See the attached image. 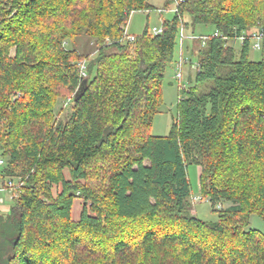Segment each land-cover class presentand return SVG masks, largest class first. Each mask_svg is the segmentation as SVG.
I'll return each instance as SVG.
<instances>
[{"label": "trees", "instance_id": "16d2710c", "mask_svg": "<svg viewBox=\"0 0 264 264\" xmlns=\"http://www.w3.org/2000/svg\"><path fill=\"white\" fill-rule=\"evenodd\" d=\"M176 2L161 34L131 42V15L156 10L147 0H0V156L21 184L0 215V264H264L250 228L264 221V59L235 42L264 33V0L164 10ZM197 27L221 36L194 41L195 76L169 135L154 136L180 30ZM190 166L217 221L190 213Z\"/></svg>", "mask_w": 264, "mask_h": 264}, {"label": "rangeland", "instance_id": "374dc122", "mask_svg": "<svg viewBox=\"0 0 264 264\" xmlns=\"http://www.w3.org/2000/svg\"><path fill=\"white\" fill-rule=\"evenodd\" d=\"M156 10L152 11L151 13L145 12V11H139L135 12L131 15V18L129 20L128 26H127V33L131 36L133 35H140L144 32L146 27H148L149 31L152 33L153 30L160 29L163 26V22L165 20L171 19L174 16V12L170 11L167 13H162L161 15L157 12L158 10H164V4L168 0H147ZM175 8L174 5L169 6V9ZM188 21H190V18H186ZM256 29H252L250 31H253ZM214 31L213 28H202L197 27L195 35H210ZM249 31V32H250ZM183 33V36L187 37L182 42V48H181V40L180 37L178 38V44L176 48V58L173 62V64L168 68L165 74V79L163 83V104L160 107L159 113L154 117L151 133L154 136H168L172 127V120L173 117L176 115L177 112V105L180 97V87L186 86V89L190 87L191 79L193 80L195 76V70L192 68V65L187 63L184 65L182 69V79H177L175 77L176 70H177V64L180 60V53L181 50L183 52V58L184 59H191L192 63L194 65L198 64V61L196 57L192 56L190 54V51L192 48H194V41L190 40L189 37L191 34H193V31L191 28L189 29H181L180 33ZM108 40V39H107ZM106 40V41H107ZM67 47H71V44L67 43ZM240 44L237 43L236 47L239 50ZM74 47H76L78 50L81 51V53H91L94 51V43L91 40H81L78 41L76 44H74ZM250 59L252 61H261L264 59V53L261 51H256L251 48L250 50ZM83 76L85 77V71H86V63H83L81 66ZM74 96L70 95L65 99H60L56 105V114H60V121L64 122L67 121V119L71 115V106ZM64 108V109H63ZM61 110H64L63 112ZM199 175H200V169L196 166H190L188 168V178L193 190V195L190 198V203L192 205L190 213L194 216H198L204 221L208 222H214L217 221V213L213 212L212 206L209 202V199L207 197H204L199 192ZM18 183V181H17ZM19 184V183H18ZM19 187H21V184H19ZM19 194H20V188H19ZM201 198V199H199ZM0 199H4L3 203H0V215H5L10 210V208L13 206V201L10 200L9 195L7 193H0ZM16 200V199H15ZM229 204H225V207H228ZM76 214L74 215V219H77L79 216V213L82 210V204L81 202L77 204L76 206ZM220 206L217 207L219 209ZM220 210V209H219ZM250 228L256 229L264 233V221L260 219L259 217L252 216L250 220Z\"/></svg>", "mask_w": 264, "mask_h": 264}, {"label": "built area", "instance_id": "2783aa9c", "mask_svg": "<svg viewBox=\"0 0 264 264\" xmlns=\"http://www.w3.org/2000/svg\"><path fill=\"white\" fill-rule=\"evenodd\" d=\"M177 6H178V3L176 2L175 8H173V10L172 9H170L169 11L158 10L157 12L159 14H162V13L165 14V13L170 12V11L176 13L178 11ZM161 33H162V28H160V29L155 28L152 32L153 36H157ZM210 36L219 37V36H221V34L219 33L218 30H214L212 32V34H210V35L191 34L189 39L192 41H200L202 43V45L204 46ZM179 37L181 40V48H182V42L187 37L183 36L182 32L179 34ZM129 40L131 42H133L135 40V38L133 36H129ZM248 40L251 42V48L252 49H254L256 51L264 52V33L261 30L256 29V30H253L250 32H245L244 34L237 37L235 42L239 43L240 45H243ZM180 54H181L180 60L177 64V70H176V75H175V77L177 79H182V76H183L182 69H183L185 64H187V63L191 64L192 68L194 70H196L198 67V64L194 65L192 63L191 59L187 60V59L183 58L182 50H181ZM5 166H6V160L0 156V193H7L9 195L10 200L14 202L15 199H17L19 197L18 191H19L20 187L16 181H12L11 179L5 178L3 176V170H4ZM199 199H201V198H199ZM3 202H4V199H0V203H3Z\"/></svg>", "mask_w": 264, "mask_h": 264}]
</instances>
